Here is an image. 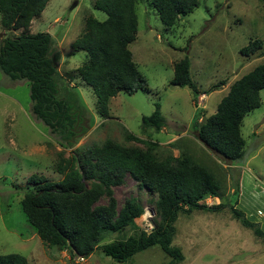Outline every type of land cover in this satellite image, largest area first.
<instances>
[{
  "label": "rangeland",
  "instance_id": "1",
  "mask_svg": "<svg viewBox=\"0 0 264 264\" xmlns=\"http://www.w3.org/2000/svg\"><path fill=\"white\" fill-rule=\"evenodd\" d=\"M94 3L95 0H50L28 28L16 31H5L0 15V46L6 37L37 33L52 36L59 59L60 97L72 95L76 106L83 110L82 121L75 128L76 136L70 137L68 143L61 135L52 134L33 115L29 83L13 81L0 70V255L19 254L29 264H168L171 261L161 247L154 246L126 262H117L100 248L85 258V262H79L73 251L60 252L44 243L28 222L22 200L27 185L32 186L29 178L43 176L52 183L60 182L64 174L57 171V166L62 160L69 159L77 150L101 147L109 140L143 150L152 141L158 143L156 153L161 158L194 157L221 185L223 198L206 199L205 203L236 205L264 231V91L262 106L243 120L246 147L240 162L221 161L197 140L193 125L197 115L199 124L206 122L216 113L231 85L264 63V46L249 57L240 53L251 41L259 39L264 43V0H199L198 8L181 17L173 27L161 22L151 0H137L138 34L129 49L149 91L120 93L110 100L108 118L99 115L92 87L78 75V69L88 60L87 54L74 52L72 48L88 17L107 19L104 12L95 9ZM186 56L199 91L197 99L190 88L171 84L175 64ZM157 103L166 120L165 128L160 132L154 129L143 132L142 119L152 115ZM128 133L140 141L129 140ZM112 192L118 208L135 198L144 211L155 212L153 222L159 225L157 193L131 175L125 177L123 184L113 187ZM107 202L103 197L98 205ZM141 225L139 219L122 233L107 234L99 246L133 236L143 230ZM175 228L172 245L184 255V260L176 264H264V241L252 229L242 226L229 209L179 213Z\"/></svg>",
  "mask_w": 264,
  "mask_h": 264
},
{
  "label": "trees",
  "instance_id": "2",
  "mask_svg": "<svg viewBox=\"0 0 264 264\" xmlns=\"http://www.w3.org/2000/svg\"><path fill=\"white\" fill-rule=\"evenodd\" d=\"M50 0H0L1 26L5 31L26 29L39 17ZM161 22L173 27L183 16L192 14L199 0H151ZM137 0H95V9L107 19L88 17L83 33L72 45L74 52L84 51L88 60L78 69L81 80L92 87L97 97V111L108 118L110 100L120 93L149 91L146 81L133 61L129 45L138 34ZM262 40L251 41L240 50L249 57L262 50ZM58 56L49 33L6 37L0 46V70L13 81L30 85L32 113L52 134H59L70 143L75 128L82 121L83 110L76 106L72 95L60 97ZM188 56L174 66L173 86L190 88L194 99L199 91L191 77ZM221 85V84H220ZM264 63L235 81L218 105L215 114L193 125L196 138L221 161L236 163L245 157L246 141L242 136L244 118L262 106ZM151 116L142 119L143 132L165 128L166 120L160 104ZM81 126V125H80ZM84 131L83 126L81 127ZM83 133V132H81ZM127 138L140 141L133 134ZM157 142L150 141L148 149L126 147L113 141L103 146L77 150L62 160L57 171L62 181L52 183L43 176L29 178L22 200L28 222L40 239L58 251L67 250L88 258L100 248L116 260L126 262L134 255L159 246L171 258L168 264L184 260L182 251L172 245L179 213L194 211L219 212L229 209L245 228L264 241L259 224L249 221L244 212L227 202L208 206V198H223L216 176L194 157L156 153ZM62 162L64 164H62ZM127 175L145 188L157 193V214L160 223L151 232L139 231L126 239L99 246L107 234L122 233L135 225L144 213L140 202L130 198L118 208L112 188L124 183ZM103 197L106 205H98ZM0 264H29L19 254L0 255Z\"/></svg>",
  "mask_w": 264,
  "mask_h": 264
},
{
  "label": "built area",
  "instance_id": "3",
  "mask_svg": "<svg viewBox=\"0 0 264 264\" xmlns=\"http://www.w3.org/2000/svg\"><path fill=\"white\" fill-rule=\"evenodd\" d=\"M145 213H143V215L140 217V221L142 223L141 227L143 228V231L145 232H151L152 230H154L155 224L153 222L154 216H155V212L153 210L150 209H146V211H144ZM79 262H85V258L84 257H79Z\"/></svg>",
  "mask_w": 264,
  "mask_h": 264
},
{
  "label": "crops",
  "instance_id": "4",
  "mask_svg": "<svg viewBox=\"0 0 264 264\" xmlns=\"http://www.w3.org/2000/svg\"><path fill=\"white\" fill-rule=\"evenodd\" d=\"M212 199L216 200L217 198H208L207 200L209 201V200H212Z\"/></svg>",
  "mask_w": 264,
  "mask_h": 264
},
{
  "label": "bare ground",
  "instance_id": "5",
  "mask_svg": "<svg viewBox=\"0 0 264 264\" xmlns=\"http://www.w3.org/2000/svg\"><path fill=\"white\" fill-rule=\"evenodd\" d=\"M243 188V187H242ZM263 210V209H262ZM262 214V213H261ZM251 215V214H250Z\"/></svg>",
  "mask_w": 264,
  "mask_h": 264
}]
</instances>
